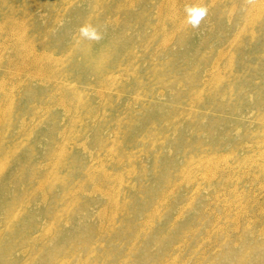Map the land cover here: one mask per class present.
<instances>
[{
	"label": "rangeland",
	"instance_id": "374dc122",
	"mask_svg": "<svg viewBox=\"0 0 264 264\" xmlns=\"http://www.w3.org/2000/svg\"><path fill=\"white\" fill-rule=\"evenodd\" d=\"M0 264H264V0H0Z\"/></svg>",
	"mask_w": 264,
	"mask_h": 264
},
{
	"label": "clouds",
	"instance_id": "9594fccd",
	"mask_svg": "<svg viewBox=\"0 0 264 264\" xmlns=\"http://www.w3.org/2000/svg\"><path fill=\"white\" fill-rule=\"evenodd\" d=\"M185 23L192 29H198L201 22L206 18L208 14V8L202 4H188L184 8ZM106 30V28H105ZM104 38V31L97 25L92 23H85L78 29V37H76V43L80 44L82 41L99 42Z\"/></svg>",
	"mask_w": 264,
	"mask_h": 264
}]
</instances>
